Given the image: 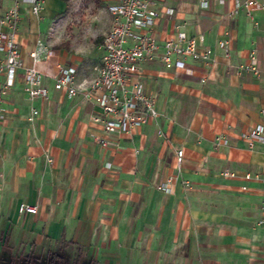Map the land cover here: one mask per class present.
I'll list each match as a JSON object with an SVG mask.
<instances>
[{
	"label": "crops",
	"instance_id": "crops-1",
	"mask_svg": "<svg viewBox=\"0 0 264 264\" xmlns=\"http://www.w3.org/2000/svg\"><path fill=\"white\" fill-rule=\"evenodd\" d=\"M85 1L45 0L39 15L20 4L21 58L44 73L48 100L28 97L23 70L3 98L0 264L65 243L84 264H264V143L243 137L264 126V10L244 4L264 0H151L168 10L154 24L158 44L182 34L211 55L182 68H166L161 51L144 61L134 80L158 116L122 134L54 89L59 67L92 77L104 54L118 0H87L94 11ZM12 4L0 0V13ZM38 42L55 53L35 63ZM22 203L37 212L20 213Z\"/></svg>",
	"mask_w": 264,
	"mask_h": 264
},
{
	"label": "built area",
	"instance_id": "built-area-1",
	"mask_svg": "<svg viewBox=\"0 0 264 264\" xmlns=\"http://www.w3.org/2000/svg\"><path fill=\"white\" fill-rule=\"evenodd\" d=\"M12 1V6L0 13V72L4 74L3 82L0 83V123L5 120L3 98L14 86L18 70H23L24 90L28 97L48 100V92L42 86L44 73L35 66H24L17 40L21 2L27 1L32 14L39 15L45 0ZM222 2L223 0H214L215 4ZM201 5L206 8L207 2L203 0ZM244 6L264 10V4L259 5L254 1L246 2ZM108 9L112 15V24L104 36V54L100 63L93 68L94 76L79 79L74 68L61 66L54 79V89L65 93L69 98H79L82 105L96 107L98 113L94 120L101 125L105 134L130 133L158 116L153 99L134 80L141 64L161 51L160 60L166 68H182L186 58L208 62L211 50L201 49L195 39L186 38L182 34L158 44L152 34L154 24L156 19L165 18L168 10L158 8L151 0H118ZM54 53L38 42L30 57L38 63L50 59ZM33 114L37 112L34 110ZM262 115L264 116V110ZM156 133L158 136L163 134L161 129H157ZM243 137L249 145L264 143V126L254 127ZM100 143L103 147L109 144L106 140H100ZM182 159L183 151L178 150V168L182 165ZM224 175L234 177L232 173L224 172ZM243 179L249 180L251 176L245 174ZM158 188L167 192L170 190L168 183ZM18 211L35 214L37 208L22 203ZM262 212L259 224L264 227V198Z\"/></svg>",
	"mask_w": 264,
	"mask_h": 264
},
{
	"label": "rangeland",
	"instance_id": "rangeland-1",
	"mask_svg": "<svg viewBox=\"0 0 264 264\" xmlns=\"http://www.w3.org/2000/svg\"><path fill=\"white\" fill-rule=\"evenodd\" d=\"M88 2L89 1L86 0L84 2L85 5L83 7H81V9H85L87 11H94L95 8H93V7H91V10H88V6H87ZM60 254L65 257L66 264H75V261H77V258H78L77 264H84V262L81 260V257H77L76 251L65 250V251H62ZM50 257H51V252H49V254L43 253L40 256L32 254V256L30 258H31L32 264H48L47 259ZM24 258L25 257H23V256L15 257L13 264H25Z\"/></svg>",
	"mask_w": 264,
	"mask_h": 264
},
{
	"label": "trees",
	"instance_id": "trees-1",
	"mask_svg": "<svg viewBox=\"0 0 264 264\" xmlns=\"http://www.w3.org/2000/svg\"><path fill=\"white\" fill-rule=\"evenodd\" d=\"M65 245L66 246H62L56 252L51 254V257L47 259V263L48 264H66L65 257L60 254L62 251L67 250L66 249L67 247H69V243H65ZM77 257H80V253L79 252L77 254ZM13 261H14V258L11 259L9 264H13ZM24 262H25V264H32V261H31L30 257H25L24 258ZM77 262H78V258H77V261H75V264H77Z\"/></svg>",
	"mask_w": 264,
	"mask_h": 264
}]
</instances>
